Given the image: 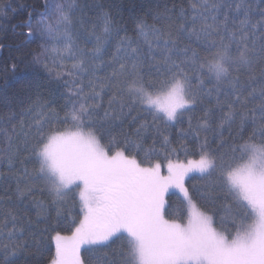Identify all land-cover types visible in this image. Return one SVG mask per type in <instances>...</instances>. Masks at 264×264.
I'll return each mask as SVG.
<instances>
[{"label":"snow or ice","instance_id":"1","mask_svg":"<svg viewBox=\"0 0 264 264\" xmlns=\"http://www.w3.org/2000/svg\"><path fill=\"white\" fill-rule=\"evenodd\" d=\"M45 7L47 19L28 26L44 41L33 62L66 94L59 111L37 97L21 113L30 121L0 120V177L15 181L0 196V264L39 252L48 228L38 225L53 210L59 218L70 195L79 213L70 235L53 229L48 264H85V246L102 253L96 264H264V8L165 4L129 35L102 0ZM185 117L175 146L168 129ZM189 174L204 187L190 192ZM172 188L186 223L183 208L166 218Z\"/></svg>","mask_w":264,"mask_h":264},{"label":"trees","instance_id":"2","mask_svg":"<svg viewBox=\"0 0 264 264\" xmlns=\"http://www.w3.org/2000/svg\"><path fill=\"white\" fill-rule=\"evenodd\" d=\"M46 2L51 3L52 0H0V4L7 6L5 11L0 13V120L6 121L8 117L12 116L14 118L11 120V124H18L20 119L31 120V117H22L21 113L37 97L45 101L54 100L55 104L53 106L59 111V105L63 103L60 98L61 93L66 94V90L58 84L54 75H50L40 64L33 62L34 54L41 51L40 46L44 44V41L38 35L29 37L28 26L30 24L35 32L37 21L47 19L44 15ZM102 2L106 7H111L116 19L129 30V35L133 34L132 29L136 18L145 16L149 8L163 7L165 4L169 7L175 5L177 10L181 6L187 7V0H102ZM250 2L254 9L264 8V0H250ZM146 19L149 23H152L150 16H147ZM45 46L48 47L49 54L54 55L51 53L52 45L46 44ZM81 46H85L83 42H81ZM144 47L146 49L147 45H144ZM66 63H70V61ZM193 115H198V113ZM148 119L151 120V117H148ZM5 126L10 127L7 124ZM180 127H187V117L184 118L182 125L168 129L175 146L180 143L177 139V132ZM147 143L150 144L151 140H148ZM181 159H183L182 156ZM33 166L32 163L28 164L30 169ZM0 171L6 172L7 170L6 168H0ZM205 183V181L199 179L198 175L195 178L190 176L185 179V186L189 188L190 192L194 184L198 188H203ZM14 188L15 181L11 177H0V196L11 195ZM38 195L41 198L44 196V194L39 193ZM182 200L183 196L178 189L172 188L166 193V218L179 219L180 217L174 214L183 208L181 222H186L187 209L186 205H182ZM78 213V204L73 206L70 195L66 205L61 209L59 218L53 210L47 224L40 223L38 225V230L41 232L46 227L48 228L47 232H43L42 236L37 237V239L42 240L40 251L36 252L35 248H28L15 257L16 264H48L55 251L54 242L49 239L50 235H55V231L61 232L62 235H70L72 218L77 216ZM31 215L35 221L34 210ZM121 250V241L112 244L111 248L104 249L108 252L109 259ZM97 255H102V253L88 251L87 248L81 251L85 264H96Z\"/></svg>","mask_w":264,"mask_h":264},{"label":"rangeland","instance_id":"3","mask_svg":"<svg viewBox=\"0 0 264 264\" xmlns=\"http://www.w3.org/2000/svg\"><path fill=\"white\" fill-rule=\"evenodd\" d=\"M164 172H165L164 174L166 175V174H167V170H166V168L164 169ZM190 176H192V174H189V177H190ZM187 178H188V177H187ZM187 178H186V179H187ZM169 190H171V189H169ZM180 194L183 196V194H182L181 192H180ZM165 195H166V194H165ZM186 222H187V220H186ZM186 222H183V223H186ZM85 248H87V247L85 246L84 248L81 249V251H82L83 249H85Z\"/></svg>","mask_w":264,"mask_h":264}]
</instances>
